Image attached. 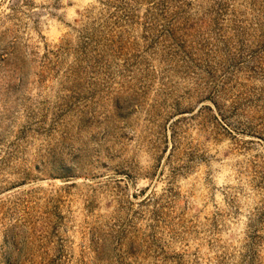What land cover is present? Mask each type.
<instances>
[{"label": "rangeland", "instance_id": "rangeland-1", "mask_svg": "<svg viewBox=\"0 0 264 264\" xmlns=\"http://www.w3.org/2000/svg\"><path fill=\"white\" fill-rule=\"evenodd\" d=\"M0 264H264V0H0Z\"/></svg>", "mask_w": 264, "mask_h": 264}]
</instances>
